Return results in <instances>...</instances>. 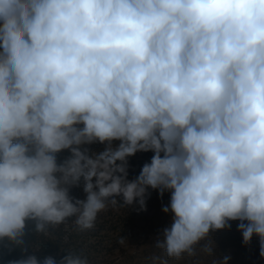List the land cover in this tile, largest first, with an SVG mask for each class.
Wrapping results in <instances>:
<instances>
[{
	"label": "clouds",
	"instance_id": "clouds-1",
	"mask_svg": "<svg viewBox=\"0 0 264 264\" xmlns=\"http://www.w3.org/2000/svg\"><path fill=\"white\" fill-rule=\"evenodd\" d=\"M81 182L85 199L70 195ZM149 188L171 193L167 257L202 240L212 255L230 221L264 257V0H0V238L22 247L28 221L47 234L69 217L93 229L117 197L146 210Z\"/></svg>",
	"mask_w": 264,
	"mask_h": 264
},
{
	"label": "rangeland",
	"instance_id": "rangeland-1",
	"mask_svg": "<svg viewBox=\"0 0 264 264\" xmlns=\"http://www.w3.org/2000/svg\"><path fill=\"white\" fill-rule=\"evenodd\" d=\"M169 203L170 198L146 197V210H141L139 203L134 202L130 222L126 220L128 212L109 205L98 213L95 227L83 232L76 230L75 217L51 227L75 240L88 257L89 264H160L163 260H167V264H212L213 260H222L225 256L230 257L227 264H264L259 237L254 235L245 245L242 233L237 229L240 221H230V228L210 231L208 239L212 243V255L200 251L207 242L202 240L196 246L195 256L167 257L155 244L163 229L171 226L173 213L162 211ZM121 238L125 240L123 244L119 243ZM154 257L159 259L154 260Z\"/></svg>",
	"mask_w": 264,
	"mask_h": 264
},
{
	"label": "trees",
	"instance_id": "trees-1",
	"mask_svg": "<svg viewBox=\"0 0 264 264\" xmlns=\"http://www.w3.org/2000/svg\"><path fill=\"white\" fill-rule=\"evenodd\" d=\"M119 143L120 141H113L112 145L113 147H116ZM105 146V144L97 142L91 145H84L83 147L89 149V154H98L105 149ZM69 155L70 153L67 150L58 153V162L62 161ZM153 155L154 153L152 151H148L137 152L134 156L128 157L127 179H135L139 175L143 165L145 163H150ZM117 163L121 162L117 161ZM70 195L74 198L85 199L86 194L83 192V182H81V185L79 187H73L70 190ZM170 196L171 193L169 191H165L161 196L158 190H153L151 188L147 190L146 195V197L154 199L170 198ZM117 200L120 207L116 208L128 212L126 220L130 222L129 218L134 214V212L132 211L133 204L124 205L122 197H117ZM68 250L78 253L81 252L79 244H77V242H75V240H72L70 237L64 236L63 233L57 232L51 226H49L47 234L38 233L35 230V222L28 221L25 229L24 245L22 247L14 245L6 238H0V264H9V261L11 260L19 259L28 255L36 256L39 261H42L47 256H52L57 261H59L63 256L68 254Z\"/></svg>",
	"mask_w": 264,
	"mask_h": 264
}]
</instances>
